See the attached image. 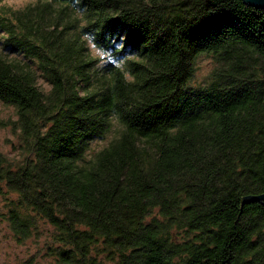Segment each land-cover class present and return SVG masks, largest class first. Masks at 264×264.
Wrapping results in <instances>:
<instances>
[{"label":"trees","instance_id":"trees-1","mask_svg":"<svg viewBox=\"0 0 264 264\" xmlns=\"http://www.w3.org/2000/svg\"><path fill=\"white\" fill-rule=\"evenodd\" d=\"M30 1L0 8V103L20 138L17 161L0 150V203L16 241L47 228L55 264H264V10Z\"/></svg>","mask_w":264,"mask_h":264},{"label":"rangeland","instance_id":"rangeland-1","mask_svg":"<svg viewBox=\"0 0 264 264\" xmlns=\"http://www.w3.org/2000/svg\"><path fill=\"white\" fill-rule=\"evenodd\" d=\"M33 3L30 0H6L0 4L2 6L20 9L27 4ZM0 35V49L1 39ZM91 53L100 60V64L107 61V56L89 43ZM212 69V60L209 57H201L198 61L197 81L203 82ZM39 88L48 92L50 86L40 76L37 79ZM17 120L16 110L12 106L0 103V150L11 161L19 159L20 138L17 132H14L13 122ZM106 141H98L97 146L105 144ZM6 210L4 203H0V264H55L54 259L49 256L45 248V239L49 235V230L42 227L44 236L40 241L30 240L22 244L16 241L8 228L5 219Z\"/></svg>","mask_w":264,"mask_h":264},{"label":"water","instance_id":"water-1","mask_svg":"<svg viewBox=\"0 0 264 264\" xmlns=\"http://www.w3.org/2000/svg\"><path fill=\"white\" fill-rule=\"evenodd\" d=\"M245 4L264 10V0H243ZM255 200L264 201V196L256 197Z\"/></svg>","mask_w":264,"mask_h":264}]
</instances>
